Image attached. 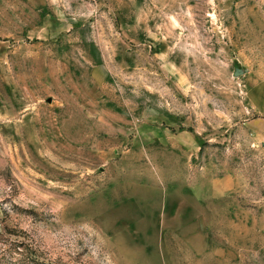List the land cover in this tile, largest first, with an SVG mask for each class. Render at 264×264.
Wrapping results in <instances>:
<instances>
[{
  "label": "rangeland",
  "instance_id": "374dc122",
  "mask_svg": "<svg viewBox=\"0 0 264 264\" xmlns=\"http://www.w3.org/2000/svg\"><path fill=\"white\" fill-rule=\"evenodd\" d=\"M0 264H264V0H0Z\"/></svg>",
  "mask_w": 264,
  "mask_h": 264
}]
</instances>
